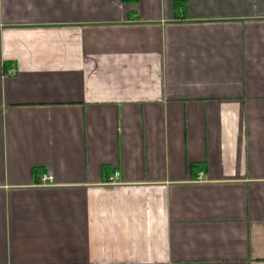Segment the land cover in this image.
Masks as SVG:
<instances>
[{
  "label": "crops",
  "instance_id": "0c3cea01",
  "mask_svg": "<svg viewBox=\"0 0 264 264\" xmlns=\"http://www.w3.org/2000/svg\"><path fill=\"white\" fill-rule=\"evenodd\" d=\"M0 264H264V0H0Z\"/></svg>",
  "mask_w": 264,
  "mask_h": 264
},
{
  "label": "built area",
  "instance_id": "2783aa9c",
  "mask_svg": "<svg viewBox=\"0 0 264 264\" xmlns=\"http://www.w3.org/2000/svg\"><path fill=\"white\" fill-rule=\"evenodd\" d=\"M201 176H202V172H200L198 174V180L201 178ZM118 179H119V173L118 172H114L112 174V176H110L107 179L106 184L107 185H117L118 184ZM52 182H53V179H52V177L50 175H43L41 177V184L42 185H45V186L48 185L49 186V185L52 184Z\"/></svg>",
  "mask_w": 264,
  "mask_h": 264
}]
</instances>
